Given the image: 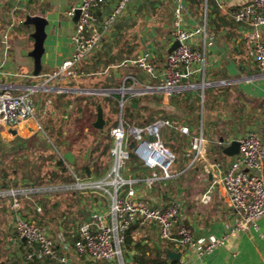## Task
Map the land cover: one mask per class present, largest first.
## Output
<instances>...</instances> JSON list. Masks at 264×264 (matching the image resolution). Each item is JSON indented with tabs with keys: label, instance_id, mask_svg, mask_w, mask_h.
Instances as JSON below:
<instances>
[{
	"label": "crops",
	"instance_id": "0c3cea01",
	"mask_svg": "<svg viewBox=\"0 0 264 264\" xmlns=\"http://www.w3.org/2000/svg\"><path fill=\"white\" fill-rule=\"evenodd\" d=\"M30 1L0 0V14L3 17L12 15L13 10L29 6ZM79 1L48 0L46 13L42 9H34L35 12L31 13L34 7L29 6L31 15L43 14L49 21L40 74H35L32 56L20 55L14 49L17 38L12 29L16 24L2 29L0 21V67L3 72L0 73V91L11 86L15 93L22 94L28 87L43 85L45 74L59 67L70 56L76 20L66 12ZM251 1L185 0L189 25L203 23L208 32L207 38H199L194 45L205 56L204 67L196 75L184 78L172 94L158 91L138 97L126 96L127 107L137 108L138 103L137 106L132 104L140 98L152 110L151 115L145 114L147 108L141 110L144 114L141 125L134 119L137 112L133 111L131 119L134 123H128V126H143L158 119H169L173 123L172 127L163 129L162 138L177 155L174 175L167 182H158L151 191L140 188L145 199L150 202L155 200L163 207L179 204V224L186 226L194 237L212 234L227 237L224 246L201 257L194 255L181 259V264H264V216L257 221V226L246 231H230V226L237 219L218 169L221 165L227 167L233 160L232 156L223 153L222 146L231 144L249 131L258 132L264 142V75L258 68L248 38L252 26L236 22L233 17L245 3ZM116 2L108 0L96 9L100 25ZM174 6L175 0H133L129 3L105 30L101 43L89 54L86 59L88 65L79 66L84 76L89 71V74H95L94 69L98 71L100 85L95 86L93 80L85 85L81 77L82 88L116 90L130 74L136 75L141 84L147 83L149 77L141 69L116 66L125 58L136 57L146 51L154 54L159 76H162L167 56L176 41L173 36ZM34 30V26L29 25L27 31L30 35H25L22 40L27 52L34 48V40L30 37ZM262 31L264 36V28ZM22 33L26 32L18 30L19 35ZM5 34L8 36L6 39ZM106 53L111 55V60L114 56L116 59L105 66L102 62L95 66L99 56ZM58 83L52 82L48 86L56 87ZM126 85L131 86L132 80H128ZM112 94L106 96L115 103L119 102L120 94ZM31 96L37 106L34 116L15 127L0 129V264H61L49 258L28 257L32 248L14 227L17 215L42 224L57 239L59 233L75 228L74 220L78 219L79 226L89 217L91 210L100 206L107 211L110 205L109 196L103 192L65 189L74 182H64L61 173L59 176L55 174L60 172L59 162L63 161L72 177L77 175L85 181L103 178L112 166L106 160L107 157L112 158L110 149L114 145L110 130L118 125L120 117L117 124L112 123L105 131L111 122L107 118V108L101 102L107 125L104 129L94 126L96 113L87 103L89 100L91 103L92 99L102 100L103 96L98 97V94L39 88ZM199 103H202L201 107ZM92 114L96 135L92 142L87 140L90 144L85 147L83 139L76 133L88 129L87 116ZM182 125L190 127L193 134L203 132L205 136L204 152L198 159L194 158L190 148L189 136L179 131ZM102 133L105 137L97 136ZM132 156L135 162L126 166L123 175L135 178L148 175L149 170L131 150L130 158ZM98 167L100 175L96 173ZM85 192L93 193L92 198L83 197L81 193ZM15 199L19 201L18 210H14ZM70 201L76 203L73 212L63 214ZM73 213L74 218L71 216ZM133 237L134 245L136 241H142L161 247L162 241L154 225H135ZM164 245L180 252L171 242ZM56 246L60 253L64 252L59 242ZM126 254L127 261H132L134 251L126 249ZM68 256L75 264H105L79 257L74 247Z\"/></svg>",
	"mask_w": 264,
	"mask_h": 264
},
{
	"label": "built area",
	"instance_id": "2783aa9c",
	"mask_svg": "<svg viewBox=\"0 0 264 264\" xmlns=\"http://www.w3.org/2000/svg\"><path fill=\"white\" fill-rule=\"evenodd\" d=\"M107 1L81 0L79 6H72L67 10V15L72 17L77 9L80 11L75 31L71 36L73 47L70 56L63 60L59 67L45 74L43 85L28 87L22 94L15 93L11 86L0 91V129L6 126L15 127L34 116L37 106L31 93L39 88L56 89L58 92L76 91L82 94L79 63L84 62L101 43L105 30L133 0H117L113 10L100 25L96 9ZM173 16V36L180 45L168 54L162 76H159L151 51L125 58L116 65L139 68L148 75L149 81L141 84L136 75L130 74L125 77L122 86L116 89L121 96V116L118 125L110 130L114 145L110 149L113 163L109 172L103 178L86 181L74 175L76 181L65 186L67 190L99 191L107 194L110 199L109 209L105 211L100 206L94 208L77 229L71 227L66 232L59 233L57 239L44 226L17 215L14 227L18 235L26 239L31 246L32 251L28 255L30 259L49 258L61 264H75L68 256V252L74 247L79 257L105 264H126L125 234L135 225L156 226L161 245L173 243L182 253L183 260L194 255L201 257L226 244V236L212 234L194 237L186 226L179 224V204L173 203L166 207L157 205L155 200L147 201L140 190L142 188L144 191H151L158 182H167L173 177L169 170L177 155L162 138L163 129L173 126L171 120L158 119L143 126H126L122 119L127 95L138 97L158 91L172 94L184 78L196 75L201 67H204L205 56L195 49L194 45L199 38L208 37L206 25L198 22L189 25L185 0H175ZM233 17L236 22H245L252 26L248 38L258 68L264 75V0L245 3ZM7 37L5 34L4 38ZM0 73H3L1 67ZM128 80H132L131 86L126 85ZM52 82H59L58 86L49 87ZM111 93L109 90L104 94ZM179 131L189 136L190 148L194 152V158L198 159L204 152L206 139L203 132L193 134L186 125L180 126ZM238 141L239 153L232 156L233 160L227 167H218L221 182L237 219L230 226L231 232L246 231L257 226V221L264 216V142L256 131L247 132ZM132 142L134 147L130 149ZM131 150L149 170L148 175L142 178L123 175V170L130 160ZM12 193L15 195L14 191ZM13 206L14 210H18L17 199ZM57 242L62 246L63 253L59 252Z\"/></svg>",
	"mask_w": 264,
	"mask_h": 264
},
{
	"label": "rangeland",
	"instance_id": "374dc122",
	"mask_svg": "<svg viewBox=\"0 0 264 264\" xmlns=\"http://www.w3.org/2000/svg\"><path fill=\"white\" fill-rule=\"evenodd\" d=\"M41 1V2H40ZM81 1V0H80ZM80 1L77 3V5L76 6H79L80 5ZM31 3H29V6H32V7H34L33 8V10H32V12L31 13H34L35 12V10L34 9H36L37 11H40V9H42L43 10V12L44 13H46V10H47V7H48V0H31L30 1ZM29 6L28 5H26L25 6V8H19V9H15V10H13V14L11 15H9V14H7V17H3L1 14H0V21L2 22V25H1V27H2V29H5L7 26L6 25H8V27H9V25H11L12 23H14V24H16V25H14V27H13V29H12V32L15 34V39L17 38V40H16V43H14V49L15 50H18V54H20V55H23L24 54V52L26 51V45L25 44H23L22 43V40H23V38L25 37V35H30L29 33H28V31H27V28H29V25H26L25 23H24V20H25V18H26V16H27V14H31L30 13V8H29ZM41 7V8H40ZM41 10V11H42ZM5 12V11H4ZM129 12H130V10H129ZM129 14V13H128ZM128 14H126L125 16H127ZM66 16V15H65ZM142 16V15H141ZM69 17V16H68ZM18 30H21V31H25L26 33L24 34V33H22V34H18ZM30 37H32V34H31V36ZM28 38V37H27ZM32 39L34 40V38L32 37ZM88 60L86 61H82L81 63H79V66L81 65V64H84V66L86 67V65H88ZM86 69V68H85ZM86 71H89V70H87L86 69ZM94 72H96L95 74H89V73H91L90 71H89V73L87 74V75H83V73H82V78H83V80H84V84L85 85H89V84H91L92 83V80H93V82H94V85L95 86H98V85H100V75H98V71H96L95 69H94ZM97 74V75H96ZM84 76V77H83ZM99 77V78H98ZM92 78V79H91ZM97 78V79H96ZM95 95H97V94H95ZM110 95H113L112 93L110 94ZM99 96H106V94H98V97ZM95 98H97V97H95ZM98 103H101V102H98V101H96V100H94V99H92V101H91V103H90V100L88 101V103H87V106H91V107H93V109H94V113H97V109H96V106H97V104ZM102 104V103H101ZM104 104H105V106H106V108H107V118L110 120V124L107 126V127H105L106 129H105V131H107V129L109 128V126L110 125H112V123H115L116 121H118V119H119V117L121 116V106L119 105V103L117 104V103H115V102H110V101H105L104 102ZM199 105H200V107L202 106V103L200 104L199 103ZM122 113H123V119H124V124L126 125V126H128V123H134V120L133 119H131L130 118V116H129V111H128V107L126 106L125 108H124V110L122 111ZM149 117V116H148ZM135 120H136V118H134ZM92 121H93V114L92 115H90V116H87V124H88V129L85 131V130H83L82 132H80V133H76L79 137H81V139H83V141L82 142H84V146L85 147H87V146H89V144L90 143H87L88 141V139L90 140V142H92V140L94 139V137H95V135H96V133H95V129L93 128V126H92ZM107 125V124H106ZM97 136H99V137H101V138H103V137H105V134L104 133H102V134H98ZM111 139V138H110ZM112 140V139H111ZM167 140V139H166ZM175 141L177 142V143H179L178 142V139L176 138L175 139ZM102 142V141H101ZM92 144V143H91ZM101 144H104V146L105 145H110L109 143H101ZM165 144L166 145H168V143L167 142H165ZM181 145V144H180ZM94 147V143L91 145V147ZM108 158V159H107ZM106 158V160H109V165H110V163L112 164V158L111 157H107ZM134 158H133V156L130 158V160H128V162H127V164L128 165H132V164H134ZM177 162V161H176ZM175 166H176V163L175 164H173L172 166H171V168H170V173L172 174V175H174V172H175ZM111 167V166H110ZM41 170V169H40ZM160 174H161V172H159ZM34 185H35V183H34ZM110 189H112L113 190V188L112 187H110ZM95 194V193H94ZM81 195L83 196V197H86V198H89L90 197V199L92 198V195H93V193H91V192H85V193H81ZM87 204V203H86ZM73 218H74V216H75V214L73 213L72 215H71ZM76 221H78V219H76V220H74V227H75V229H77V226H78V223L76 222ZM79 221H80V218H79ZM126 246H125V248H124V254H125V257H127V254H126ZM126 264H135L134 263V261L132 260V261H126Z\"/></svg>",
	"mask_w": 264,
	"mask_h": 264
},
{
	"label": "trees",
	"instance_id": "16d2710c",
	"mask_svg": "<svg viewBox=\"0 0 264 264\" xmlns=\"http://www.w3.org/2000/svg\"><path fill=\"white\" fill-rule=\"evenodd\" d=\"M114 59H116V56L113 57V59L111 60V55L109 53L106 54H102L99 56V58L97 59V62L95 64V66H98L99 63H103V65H107L110 61H113ZM103 98L102 100L100 99L99 102L104 103L106 100L110 101V102H115L113 99H111L109 96H103L101 97ZM137 103H138V107L137 108H132V107H128V111H129V116L130 118L134 117V112H137L135 118L137 119V123H139L141 125V123L143 124L144 122L142 121V119H144V114H141V110L145 108H147L144 105V100L142 99H136ZM117 104L119 102H116ZM149 113V115L152 114V110L147 108L145 111V114ZM117 124V122H116ZM60 166H61V170L60 172L56 173L55 176H59L60 173L62 174V178L61 180H63L64 182H75L76 179L74 177H72L71 173H69V169L68 167L65 165V163L63 161H60ZM102 167V166H101ZM85 170V169H84ZM101 169L100 167L97 168L96 173L98 175H100ZM89 173V171H88ZM89 176V175H88ZM76 205V203L74 201H70V203L65 207V209L63 210V214H69L71 212H73V207ZM78 211L81 212V210L78 209ZM82 212L84 214L87 213L86 210H82ZM42 225V224H41ZM133 230H134V226H132L125 234V238H126V248L128 251L133 250L134 254L132 256V260L134 261L135 264H181V261L176 260V259H170L169 257H167V253H166V246L163 244L161 245V247H157V246H151L148 242H142V241H136L135 245L133 244L134 242V237H133Z\"/></svg>",
	"mask_w": 264,
	"mask_h": 264
},
{
	"label": "water",
	"instance_id": "95a60500",
	"mask_svg": "<svg viewBox=\"0 0 264 264\" xmlns=\"http://www.w3.org/2000/svg\"><path fill=\"white\" fill-rule=\"evenodd\" d=\"M80 11L77 9L76 14L74 16L75 20H78ZM24 23L26 25H33L35 30L32 33V37L34 38V48L30 52L25 51L24 54H29L34 58L35 61V74H40L41 71V58L44 53V43L47 36L46 33V26L48 25L49 21L43 14L31 15L28 14L25 18ZM180 45V42L176 40L170 49V53ZM114 93L117 92L115 89H82V93H96V94H104L105 92L109 91ZM132 106H137V102H134ZM97 113H96V120L94 122V126L98 129H104L107 120L104 116V109L101 103H98L96 106ZM134 147V142L130 144V148ZM222 151L224 154L228 156H234L239 153L240 144L238 140H234L231 144L227 146H222ZM167 257L170 259L181 260L182 253L176 252L174 250L166 248Z\"/></svg>",
	"mask_w": 264,
	"mask_h": 264
}]
</instances>
